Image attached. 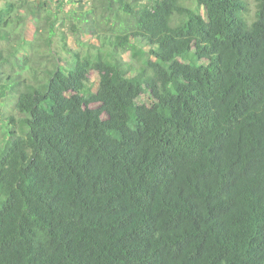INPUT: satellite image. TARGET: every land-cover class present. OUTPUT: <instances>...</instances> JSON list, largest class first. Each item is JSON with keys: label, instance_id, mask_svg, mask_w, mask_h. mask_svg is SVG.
Instances as JSON below:
<instances>
[{"label": "trees", "instance_id": "1", "mask_svg": "<svg viewBox=\"0 0 264 264\" xmlns=\"http://www.w3.org/2000/svg\"><path fill=\"white\" fill-rule=\"evenodd\" d=\"M0 264H264V0H2Z\"/></svg>", "mask_w": 264, "mask_h": 264}, {"label": "rangeland", "instance_id": "2", "mask_svg": "<svg viewBox=\"0 0 264 264\" xmlns=\"http://www.w3.org/2000/svg\"><path fill=\"white\" fill-rule=\"evenodd\" d=\"M2 4V0H0V6ZM71 9V6L65 5L60 8V10L57 12L58 14V29H57V35L55 37V41L57 40L59 43H61V36H64L65 38V46L64 48H59L61 51V55L65 58L68 59V56L70 55L69 52L67 51L70 48H74V41L80 37H82V33H79V30H71L70 28V18L68 17V12ZM28 27V25L26 24ZM82 35V36H81ZM83 38V37H82ZM76 43V42H75ZM57 45V46H58ZM61 45V44H60ZM62 46V45H61ZM76 46V45H75Z\"/></svg>", "mask_w": 264, "mask_h": 264}]
</instances>
